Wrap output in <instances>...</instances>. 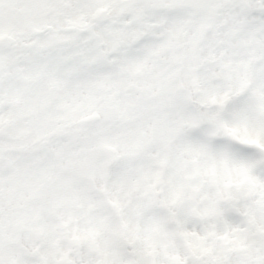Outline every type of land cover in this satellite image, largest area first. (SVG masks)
Wrapping results in <instances>:
<instances>
[{"label":"snow or ice","instance_id":"1","mask_svg":"<svg viewBox=\"0 0 264 264\" xmlns=\"http://www.w3.org/2000/svg\"><path fill=\"white\" fill-rule=\"evenodd\" d=\"M0 264H264V0H0Z\"/></svg>","mask_w":264,"mask_h":264}]
</instances>
